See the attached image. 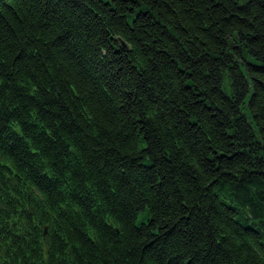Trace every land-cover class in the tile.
<instances>
[{"label":"trees","instance_id":"16d2710c","mask_svg":"<svg viewBox=\"0 0 264 264\" xmlns=\"http://www.w3.org/2000/svg\"><path fill=\"white\" fill-rule=\"evenodd\" d=\"M0 264H264V0H0Z\"/></svg>","mask_w":264,"mask_h":264},{"label":"rangeland","instance_id":"374dc122","mask_svg":"<svg viewBox=\"0 0 264 264\" xmlns=\"http://www.w3.org/2000/svg\"><path fill=\"white\" fill-rule=\"evenodd\" d=\"M148 216H149V214L146 211L139 212V214L135 220L136 225H140L142 222H145L147 220Z\"/></svg>","mask_w":264,"mask_h":264},{"label":"water","instance_id":"95a60500","mask_svg":"<svg viewBox=\"0 0 264 264\" xmlns=\"http://www.w3.org/2000/svg\"><path fill=\"white\" fill-rule=\"evenodd\" d=\"M45 230H46V228H45Z\"/></svg>","mask_w":264,"mask_h":264}]
</instances>
